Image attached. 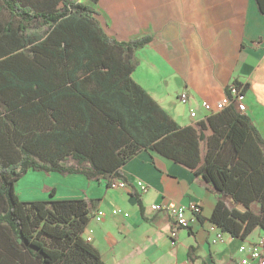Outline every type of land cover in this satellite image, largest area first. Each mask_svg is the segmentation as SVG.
Wrapping results in <instances>:
<instances>
[{
    "label": "trees",
    "instance_id": "obj_1",
    "mask_svg": "<svg viewBox=\"0 0 264 264\" xmlns=\"http://www.w3.org/2000/svg\"><path fill=\"white\" fill-rule=\"evenodd\" d=\"M96 19L72 0H0V264H104L84 237L98 200L59 201L50 190L27 203L15 185L30 171L127 183L120 170L142 152L213 190L209 222L223 234L264 232V141L231 84L222 111L180 126L133 79L149 39L112 41ZM232 85L245 96L247 85Z\"/></svg>",
    "mask_w": 264,
    "mask_h": 264
},
{
    "label": "crops",
    "instance_id": "obj_2",
    "mask_svg": "<svg viewBox=\"0 0 264 264\" xmlns=\"http://www.w3.org/2000/svg\"><path fill=\"white\" fill-rule=\"evenodd\" d=\"M88 6L110 40L149 39L135 54L133 79L171 120L185 127L203 121L207 113L201 105L226 100L228 86L237 82L247 85L244 113L264 141V14L255 0H99ZM183 93L185 102L179 100ZM120 171L126 190L82 175L30 171L21 179L18 196L45 202L53 190L59 201L98 200L96 211L104 216L88 222L84 237L104 264H241L238 247L264 239V232L255 229L244 241L225 235L213 245L208 232L216 206L213 190L180 165L142 152ZM135 181L148 190L140 193ZM191 204L200 206L203 221L188 224L190 232L166 211L150 209ZM189 248L193 262L187 259Z\"/></svg>",
    "mask_w": 264,
    "mask_h": 264
},
{
    "label": "built area",
    "instance_id": "obj_3",
    "mask_svg": "<svg viewBox=\"0 0 264 264\" xmlns=\"http://www.w3.org/2000/svg\"><path fill=\"white\" fill-rule=\"evenodd\" d=\"M229 94L231 96V99L233 101V104L235 108L239 112H245L246 107L243 104L242 100L243 97L240 95V91L237 90L232 84L229 86ZM187 96L185 93H183L180 96V101L185 102L187 101ZM228 104H230V101L227 97L226 100L216 103L214 107H211L210 105L203 103L201 105L202 109L205 111V113L210 114L212 112H220L222 111ZM192 119L196 117L195 113H192L190 115ZM135 185L140 190V193H145L148 190L147 185L140 181H135ZM112 189H121L126 190L128 185L127 183H123L121 181H116L114 183H111L109 185ZM200 206L198 204H191L188 208H183L179 206H168V205H155L151 206L150 209L152 212H158V211H166L169 217H171L178 226L186 228L188 224H190L192 221L196 219V215L200 214L199 211ZM186 212L190 214V218L186 217ZM120 210H113L112 214H120ZM104 214L101 211H96L93 215L94 222H100L102 221ZM208 232L212 233V238L210 242L213 245H217L222 242V240L225 237V234H223L221 231L216 229L213 225H210L208 228ZM175 235L172 234V239H174ZM86 241L90 243L89 238H85ZM238 253L241 255H244V257L241 260V264H264V239H259L256 241L253 245L250 246H244L240 245L238 247Z\"/></svg>",
    "mask_w": 264,
    "mask_h": 264
},
{
    "label": "rangeland",
    "instance_id": "obj_4",
    "mask_svg": "<svg viewBox=\"0 0 264 264\" xmlns=\"http://www.w3.org/2000/svg\"><path fill=\"white\" fill-rule=\"evenodd\" d=\"M73 2H75V3H79V4H83V5H88V2L86 1V0H72ZM23 177V176H22ZM22 177L19 179V181L16 183L17 184V188L15 187L14 188V192H15V194H16V196L19 198V194L21 193V190H20V188H22V182H21V179H22ZM51 198H50V190L48 191V199H47V201L48 200H50ZM19 200H20V198H19ZM20 201H22V200H20ZM23 202H27V201H23ZM32 202H36V201H32ZM46 202V201H45ZM28 203V202H27ZM30 203V202H29Z\"/></svg>",
    "mask_w": 264,
    "mask_h": 264
}]
</instances>
